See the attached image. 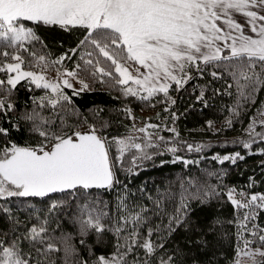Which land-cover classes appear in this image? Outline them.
Here are the masks:
<instances>
[{
  "label": "snow or ice",
  "instance_id": "obj_1",
  "mask_svg": "<svg viewBox=\"0 0 264 264\" xmlns=\"http://www.w3.org/2000/svg\"><path fill=\"white\" fill-rule=\"evenodd\" d=\"M238 16L243 18V23ZM29 24L56 26L64 31L83 29L84 36L75 48L52 58L35 27ZM37 44L41 46L39 50ZM78 50L82 53L79 62L71 70L62 67ZM102 60L106 66H101ZM130 63L138 65L134 68L136 75L129 70ZM140 68L145 71L141 72ZM49 70L57 75L49 78ZM193 72L201 77L207 73L216 80L225 76L231 80L224 93L235 96L230 116L225 121V126L231 127L232 117H239L244 106L254 104L255 96L264 90V0H0V73L4 74V78H0V113L7 115L15 109L11 97L22 81L30 90L31 87L46 90L44 95L32 98L33 111L23 116L31 122V131L40 141L30 146L9 142L0 147V201L6 204L13 197L45 198L50 194L94 188L111 190L121 183L114 169L132 149L139 153L131 157L133 165L137 160L162 154L148 151L161 146L173 154L181 147L188 152H202L208 145L180 141L176 128L166 124L145 123L140 128L133 124V129L144 134L143 137L108 138L95 124L82 131L67 123L69 117L77 115L73 97L91 90L89 81L122 86L123 96L149 104L154 97L163 94L174 104L169 89L175 85V90L179 91L194 78ZM65 89H71L72 95ZM216 92L219 93V89ZM203 97L201 89L197 99L203 100ZM44 108L50 109L51 116L37 111ZM123 111L129 119L135 120L130 107ZM172 118L174 122V113ZM208 125L213 127V122L208 121ZM161 130L172 133L173 137L166 140L159 134ZM8 133L9 129L0 127V135L7 137ZM245 133L247 140L232 143H240L245 149H251L254 143H264V108L257 109V115L250 117ZM137 139L141 142H136ZM110 149L116 152L114 159L110 158ZM259 151L264 154V148ZM213 159L221 164L225 161L234 164L244 157L236 152L217 154ZM176 161H183L186 166L199 163L174 155L172 162ZM212 195H219L216 186L204 190V200ZM226 195L237 212L244 210L238 223L242 231L237 233L242 246L238 245L235 264H240L241 255L248 257L250 264H264V247H261L264 228L256 223L259 212L264 211V194L249 195L231 188ZM154 204L160 209L162 201L156 200ZM58 206L59 202L54 201L50 208ZM118 207L121 214L111 228L101 223L104 212L86 211L80 220L81 235L94 229L97 237L105 231H113L117 236L116 252L110 257L99 256L92 264H153L151 258L164 244L153 241L152 227L146 228V235L141 234V228L149 223L150 209L139 206L124 211L128 208L124 194L118 197ZM187 210L185 198L181 197V208L168 220L169 234L175 231V226L185 222ZM0 212L11 216L12 210L0 205ZM46 224L45 220L26 228L23 239L32 245L27 254L19 246V237L8 246L0 241V264H56L50 254L61 249L52 242ZM245 232L249 238H245ZM63 244L64 264H68V257L75 254V249L67 237ZM253 244L257 246L253 248ZM138 249L143 250V255ZM79 264L89 262L81 260ZM158 264L182 262L175 255H167L161 257Z\"/></svg>",
  "mask_w": 264,
  "mask_h": 264
},
{
  "label": "trees",
  "instance_id": "obj_2",
  "mask_svg": "<svg viewBox=\"0 0 264 264\" xmlns=\"http://www.w3.org/2000/svg\"><path fill=\"white\" fill-rule=\"evenodd\" d=\"M28 26L35 27L52 58L75 48L84 36L83 29L64 31L56 26ZM40 47L39 44L36 45L37 50ZM81 54L78 50L72 59L64 61L67 69L71 70L79 62ZM101 66H106L103 60ZM193 77L179 91L175 90V85L169 89V95L175 100L174 104L165 99L163 94L154 97L149 104L134 97L123 96L120 91L122 86L89 81L91 90L73 97L77 115L67 119V123L73 127L83 130L95 124L108 138L122 137L132 128L133 120L123 111L125 107H130L134 117H137L138 112H147L151 113V117L147 119L150 123L162 125L166 122L167 126L175 127L179 132L178 140L206 144L208 147L199 153L188 152L181 147L179 152L173 154L161 146L148 151H159L162 154L152 155L151 159L137 160L135 165L132 164L131 157L139 153L132 149L125 154L122 164L114 169L121 183L111 190L94 188L77 190L75 193H58L45 198L13 197L6 204L0 201V205L12 210L11 216L0 212V241L8 246L19 237V246L27 254L32 250V245L23 239L26 228L46 220L49 237L61 249L60 252L50 254L51 260H55L56 264H64L62 249L63 240L67 237L68 243L75 249V254L68 257V264H79L81 260L92 264L97 257H110L116 252L117 236L113 231H105L97 237L94 229H88L85 235H81L80 220L84 218L86 211L104 212L106 215L101 218V223L106 228H111L121 214L118 197L124 194L128 205L124 211L135 210L139 206L150 209L147 213L149 223L141 228V234L146 235V228L152 227L153 241L164 244V248H158L151 258L153 264H158L159 259L167 255H175L182 264H235L239 245L237 233L242 231L238 228V223L243 218L244 210L237 212L226 193L228 189L235 188L238 192L243 191L249 195L264 194V154L259 151L264 148V143H254L251 149H245L240 143L232 142L248 139L245 129L250 117L257 115V109L264 108V90L255 96L254 104L244 106L239 117H232L231 127H226L229 109L235 103L234 95L224 94L226 84L231 80L227 76L216 80L207 73L201 77L195 72ZM0 78H4L3 73H0ZM201 89L204 97L203 100H198ZM217 89L219 93L216 92ZM45 91L34 87L30 90V86L23 81L17 85L11 97L15 109L7 115L0 113V127L9 129L7 137L0 135V147L9 142L30 146L40 141L41 138L31 131V122L23 119V116L33 111L32 98L44 95ZM65 91L72 95L71 89ZM229 91L234 92V89ZM37 111L46 117L51 116L48 108ZM173 113L176 116L174 122ZM208 121L213 122V127H209ZM105 124L107 126L102 127ZM56 127L58 130V120ZM260 130L258 127L257 131ZM159 134L166 140L173 137L166 130H161ZM140 137L143 136L137 138ZM136 142L141 141L137 139ZM236 152L244 159H237L234 164L230 161L221 164L213 159L217 154L223 156ZM115 155V150L110 149V158L114 159ZM174 155L182 156L184 160H198L199 163L187 166L183 161L173 163ZM129 168L132 169L131 172L128 171ZM208 186H216L219 195H212L204 200V190ZM181 197L185 198L188 205L185 222L175 226V231L169 234L168 220L170 216L177 215V209L181 208ZM156 200L162 201L160 209L154 204ZM54 201L59 202V206L50 208ZM256 223L264 228V211L259 212ZM157 226L158 231L155 230ZM244 236L249 238L246 232ZM81 240L84 241L83 244L80 243ZM120 242L123 243L122 240ZM137 251L143 255L142 249ZM239 260L240 264H250L240 257Z\"/></svg>",
  "mask_w": 264,
  "mask_h": 264
},
{
  "label": "rangeland",
  "instance_id": "obj_3",
  "mask_svg": "<svg viewBox=\"0 0 264 264\" xmlns=\"http://www.w3.org/2000/svg\"><path fill=\"white\" fill-rule=\"evenodd\" d=\"M237 19H238L241 23H243V18H242V17H239V16H238ZM128 66H129V70L133 72V75H136V73H135V71H134V68H135V67H138V65H135V64H131V63H130ZM62 67H66L65 64H64ZM66 68H67V67H66ZM32 70H35V69H32ZM68 70H69V69H68ZM140 71H141V72H144L145 69L140 68ZM47 75H48L49 78H54V77L57 75V73H56L54 70H49L48 73H47ZM132 86H134V85H132ZM76 87H79V85L77 84ZM137 117H138V118H137ZM137 117H135V120H133V124H135L136 128L144 127L145 123H150L149 121H147V119L149 120V118L151 117V113H147V112H138ZM133 124H132V128H131V130H130L128 133H126L124 136H122V137H126V136H129V135H131V136H133V137L144 136V134L139 133V132L135 131V129H133ZM151 124H153V123H151ZM165 124L167 125L166 122L163 123L162 125H165ZM168 127H169V126H168ZM87 130H88V127L84 128L82 131H87ZM152 131H153L152 129H149V132H152ZM238 198H239V197H238ZM252 247L255 248L256 246H252ZM258 258H260V257H257V259H258ZM240 259H241V260H244V261H248V262H250V261H249V258L246 257V256H243V255L240 256Z\"/></svg>",
  "mask_w": 264,
  "mask_h": 264
},
{
  "label": "water",
  "instance_id": "obj_4",
  "mask_svg": "<svg viewBox=\"0 0 264 264\" xmlns=\"http://www.w3.org/2000/svg\"><path fill=\"white\" fill-rule=\"evenodd\" d=\"M100 189H104V188H100ZM55 194H58V193H55ZM51 195H54V194H50V196H51Z\"/></svg>",
  "mask_w": 264,
  "mask_h": 264
}]
</instances>
